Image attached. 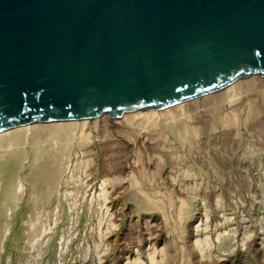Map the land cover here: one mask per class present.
Returning <instances> with one entry per match:
<instances>
[{
    "label": "rangeland",
    "instance_id": "374dc122",
    "mask_svg": "<svg viewBox=\"0 0 264 264\" xmlns=\"http://www.w3.org/2000/svg\"><path fill=\"white\" fill-rule=\"evenodd\" d=\"M168 108L2 148L0 264H264V77Z\"/></svg>",
    "mask_w": 264,
    "mask_h": 264
},
{
    "label": "water",
    "instance_id": "95a60500",
    "mask_svg": "<svg viewBox=\"0 0 264 264\" xmlns=\"http://www.w3.org/2000/svg\"><path fill=\"white\" fill-rule=\"evenodd\" d=\"M264 77V0H0V132Z\"/></svg>",
    "mask_w": 264,
    "mask_h": 264
},
{
    "label": "bare ground",
    "instance_id": "6f19581e",
    "mask_svg": "<svg viewBox=\"0 0 264 264\" xmlns=\"http://www.w3.org/2000/svg\"><path fill=\"white\" fill-rule=\"evenodd\" d=\"M229 86H230V84H229ZM231 86H232V83H231ZM176 105H178V103ZM185 107H186V104H185ZM163 109L165 111H168V112H170L169 110H171V108H168V107H165ZM159 112L160 111L159 110L157 111L156 108H149L146 110L140 109V111H137L134 114L135 115L139 114L141 116H149L150 117L152 115L158 114ZM123 116L126 117V115H123ZM82 122H84V123H82V125L80 126L79 131H77L78 128L73 123L58 122V123L48 124V126L39 125V124H36L33 126H36L37 127L36 129L47 130L46 136H48L50 138V141H55V143H57L58 140L64 139V137L65 138H72V137L76 136L77 134H79L80 138H84L85 136L88 137V134L85 132V127H84L86 119H84ZM33 126L30 124H25V125H20L18 127H15L13 129H7V130L0 132V151L4 147H5V150L7 151V150L11 149L13 146H16L19 143H21L22 140H26V138L28 137V135H27L28 131ZM14 154H11L10 156H5V153L2 154V152H0V174L1 175H7L10 172H13L14 166H13V162L11 159H13ZM3 157H5V159H3Z\"/></svg>",
    "mask_w": 264,
    "mask_h": 264
}]
</instances>
